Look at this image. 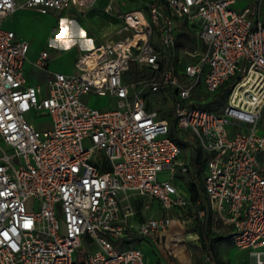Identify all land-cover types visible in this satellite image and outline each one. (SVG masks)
I'll list each match as a JSON object with an SVG mask.
<instances>
[{
    "label": "built area",
    "instance_id": "1",
    "mask_svg": "<svg viewBox=\"0 0 264 264\" xmlns=\"http://www.w3.org/2000/svg\"><path fill=\"white\" fill-rule=\"evenodd\" d=\"M97 1L0 0V264H147L139 245L126 244L131 235L160 242L173 221L196 219L222 225L249 264H264V0L237 10V0H163L126 12L109 1L117 38L79 53L75 74L50 71L40 51L30 64L46 79L31 84L29 44L3 28L5 19ZM177 22L199 46L181 53ZM132 65L137 80L128 81ZM90 94L112 98L114 108L87 106ZM215 94L217 102L226 95L217 111ZM31 112L49 127L29 123ZM172 130L199 152V168L194 154L182 159ZM164 171L171 178L159 181ZM177 173L201 185L196 202ZM131 196L177 218L136 220Z\"/></svg>",
    "mask_w": 264,
    "mask_h": 264
},
{
    "label": "rangeland",
    "instance_id": "2",
    "mask_svg": "<svg viewBox=\"0 0 264 264\" xmlns=\"http://www.w3.org/2000/svg\"><path fill=\"white\" fill-rule=\"evenodd\" d=\"M109 1H111L115 10L119 12L145 10L153 3H158L156 0H98L92 5L73 7L61 13L50 12L47 15H40L28 10H20L8 19H5L4 27L12 28L19 39L28 42L29 53L26 65H28L41 50H46L51 57L48 67L50 71L75 74L77 71L74 67V62L79 53L90 50L97 43H101L107 39L117 38L116 30L119 26L118 21L114 18L112 13L108 14L104 11V7ZM254 2L255 0H237L233 9H243L249 4L253 5ZM176 30L181 53L191 51L199 46L195 33L189 30L182 22L176 23ZM151 43L153 46L157 47L158 38L156 33L153 34ZM181 59L184 61L186 57ZM178 66H180V62H178ZM134 68L135 66L132 65L131 69L125 75L128 81L137 80ZM145 73L147 74V71H145ZM36 80L37 82H41V75H38ZM148 98L154 103L155 100L160 98V95L149 94ZM218 98L219 96L216 94L210 97V101H212V110L214 111L221 109L225 103L226 95L217 102ZM83 101L87 106L98 110L114 108L113 99L110 97H100L90 94L84 96ZM160 105L163 106V104ZM165 111H167L168 121L171 122L172 119L169 116V110L165 109ZM25 118L29 123H32L40 129H46L50 124L49 118L45 116L37 117L33 112L25 115ZM260 127V132L264 133V114H262ZM193 154L194 152L189 146L182 147V159H185L188 155L193 156ZM197 168H199V166H197ZM175 176V179L181 181L186 188H189L190 181L194 179L192 174L177 173ZM170 178V172L164 171L158 174L159 181ZM202 179L201 176L199 178V183H201ZM129 202L133 209L136 210V220H143L148 217L160 218L166 215L173 219L177 218V211L175 209L166 212L160 208L156 201L149 198L140 199L139 197L131 196ZM188 214L189 217L193 216L191 210L188 211ZM200 224L201 223L197 219L182 225H179L176 221L172 222L171 227L174 233L168 236V239L166 238L167 241H163L162 244L170 264H182L185 261L189 264H211L207 261V256L201 250L199 237L196 238V231ZM224 233L225 230L222 225L212 224V237H221V239L215 243V251L218 256L225 264H249V251L234 247L229 235ZM139 240L140 238L131 235L126 244L138 245L139 242H141V240ZM140 245L144 251V247L148 246L149 243L143 241ZM87 250L85 245L82 246L73 254L72 259L76 261L79 253L83 252L85 255ZM150 253L152 254L151 251ZM148 258L153 259V261L155 260L151 255H149Z\"/></svg>",
    "mask_w": 264,
    "mask_h": 264
},
{
    "label": "trees",
    "instance_id": "3",
    "mask_svg": "<svg viewBox=\"0 0 264 264\" xmlns=\"http://www.w3.org/2000/svg\"><path fill=\"white\" fill-rule=\"evenodd\" d=\"M156 2H158L157 4L162 5L163 4V0H156ZM172 123V121H171ZM175 133L173 132V130L170 133L171 137L175 138ZM175 141L182 147H185L184 143L180 140V139H176ZM194 158H193V163L196 166L200 165V154L197 150H194ZM201 188V185L198 184V188L197 185H195L194 183H191L189 185V190H190V198L193 202H196L199 194H198V189ZM200 226L198 227L196 233L198 234L199 240H200V246H201V250L204 254H206L209 259H210V263L211 264H225V262L218 256L217 252L215 251V243L221 239V237H212L211 234V223L210 220L208 219L207 222H200Z\"/></svg>",
    "mask_w": 264,
    "mask_h": 264
},
{
    "label": "crops",
    "instance_id": "4",
    "mask_svg": "<svg viewBox=\"0 0 264 264\" xmlns=\"http://www.w3.org/2000/svg\"><path fill=\"white\" fill-rule=\"evenodd\" d=\"M18 11H20V10H18ZM18 11H16V12H18ZM28 11H30V10H28ZM15 12V13H16ZM30 12H34V11H30ZM14 13V14H15ZM34 13H36V12H34ZM12 16V15H11ZM8 19V18H7ZM3 28H6V27H4V22H3ZM6 29H11L12 30V28H6ZM14 31V30H13ZM15 32V31H14ZM16 34V33H15ZM16 37H17V35H16ZM17 39H19L18 37H17ZM42 51V50H41ZM37 57V56H36ZM35 57V58H36ZM34 58V59H35ZM33 59V60H34ZM32 60V61H33ZM31 61V62H32ZM51 61V60H50ZM25 69H26V73H27V76H28V80H29V82L31 83V84H37V83H39V84H41V83H43L44 81H45V79H46V73L44 72V71H41V70H39V69H36V68H34V67H32L31 66V64L29 63L28 65H26V63H25ZM40 76L41 75V78H42V81L41 82H37V80H36V77L37 76ZM37 82V83H36ZM172 225V224H171ZM171 229H168L166 232H164V233H161L159 236L160 237H162V239H161V241L160 242H157L156 241V239H150L149 241H146L147 243H149V245L148 246H146V247H144V253H146L145 254V256H146V262H147V264H155V263H157V261H161L162 262V264H170L169 262H168V259H167V253L163 250V241H167V239H168V236H170L172 233H174V231L172 230V227H170ZM167 238V239H166ZM172 240V239H171ZM140 241V240H139ZM141 242H143V241H141ZM141 242H139V246L140 247H142L141 245H140V243ZM165 245V244H164ZM175 245V244H174ZM162 248V249H161ZM149 249H150V251L152 252V254L150 253V251H149ZM165 253H166V255H165ZM149 255H151V257L152 258H154L155 260H157V261H153V259H150V258H148L149 257ZM157 257V258H156ZM182 264H189V263H187L186 261L184 262V263H182Z\"/></svg>",
    "mask_w": 264,
    "mask_h": 264
}]
</instances>
